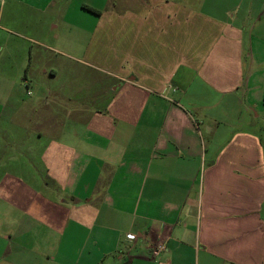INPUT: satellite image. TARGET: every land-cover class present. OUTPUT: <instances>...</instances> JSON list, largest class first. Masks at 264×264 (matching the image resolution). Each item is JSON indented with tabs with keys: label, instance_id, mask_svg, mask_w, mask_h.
<instances>
[{
	"label": "crops",
	"instance_id": "0c3cea01",
	"mask_svg": "<svg viewBox=\"0 0 264 264\" xmlns=\"http://www.w3.org/2000/svg\"><path fill=\"white\" fill-rule=\"evenodd\" d=\"M66 15L39 42L99 82L16 100L9 120L34 124L16 149L26 171L0 161V264H264V0H85ZM29 73L6 99L34 94Z\"/></svg>",
	"mask_w": 264,
	"mask_h": 264
},
{
	"label": "rangeland",
	"instance_id": "374dc122",
	"mask_svg": "<svg viewBox=\"0 0 264 264\" xmlns=\"http://www.w3.org/2000/svg\"><path fill=\"white\" fill-rule=\"evenodd\" d=\"M83 1L85 2V0H58L56 6L50 7L45 12L22 4L16 0H0V161L9 160L7 156L15 153L17 159L15 162H10V164H12L11 169L15 172H19L20 170L26 171L19 167L21 156H19V152H16V149H23L28 143L27 137L28 134L31 133L34 124L21 114H18V116L16 115V120H9V114H13L14 107L16 108V106H18L16 100L22 101L21 96L25 97V102L34 100L38 93H43L45 91L44 89L41 90L37 88L39 84L41 88L44 87V82H46L49 87L53 84L54 86L55 84L64 85L67 90L78 84H98L99 82L97 77H90L89 74H87L88 72H83L80 64L74 63V61L69 59L64 53L56 54L49 49H45L46 46L44 43H50L51 45V42H39L42 41L41 39H43L44 36L40 24L41 22L46 18L48 19V17H62L63 14L66 15L65 12L67 10L68 14L66 16L70 19L75 6L78 7ZM96 2H99V0H96ZM65 30L66 28L62 29V27H59L54 29L53 32H60L63 34ZM61 49L69 53V50L63 46H61ZM31 51L34 53V60L32 59ZM37 56L41 58H37ZM23 59L27 60L26 65L28 66L27 71L30 70L29 75L35 73L37 77L33 79L36 81L35 92L33 95H27L26 89H24L25 86L23 85L21 87V94L20 90L18 91L16 88L13 90L10 100H8L6 99V95L9 90H11L10 86L12 82L17 79L18 75L22 78L27 73L25 68L23 70L21 69V62ZM49 63H58L63 67L61 68L60 66L61 74L54 80L52 78L50 80L46 79L43 77L44 74L41 73L42 67ZM31 91H33V87ZM79 95H81L80 91ZM242 126L247 127L244 125ZM247 128L259 131L260 127ZM14 135H16L15 137L17 139L14 138ZM22 135L24 138H21ZM30 139L35 138L31 136ZM11 169H0V181L3 178H7L6 173L12 171ZM33 169L35 177L38 178L37 176H40L42 172V166L36 164V168ZM4 211V206L0 204V231L4 230L6 226Z\"/></svg>",
	"mask_w": 264,
	"mask_h": 264
},
{
	"label": "built area",
	"instance_id": "2783aa9c",
	"mask_svg": "<svg viewBox=\"0 0 264 264\" xmlns=\"http://www.w3.org/2000/svg\"><path fill=\"white\" fill-rule=\"evenodd\" d=\"M127 238L129 240L136 241L137 240V235L134 234V233H129ZM150 249H151L150 250L151 256L156 258L161 253V251L164 249V243H157V244L153 245Z\"/></svg>",
	"mask_w": 264,
	"mask_h": 264
},
{
	"label": "trees",
	"instance_id": "16d2710c",
	"mask_svg": "<svg viewBox=\"0 0 264 264\" xmlns=\"http://www.w3.org/2000/svg\"><path fill=\"white\" fill-rule=\"evenodd\" d=\"M90 10L94 11V9L90 8Z\"/></svg>",
	"mask_w": 264,
	"mask_h": 264
}]
</instances>
